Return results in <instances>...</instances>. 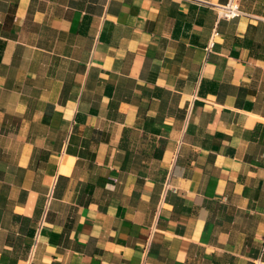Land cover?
<instances>
[{
    "label": "crops",
    "instance_id": "crops-1",
    "mask_svg": "<svg viewBox=\"0 0 264 264\" xmlns=\"http://www.w3.org/2000/svg\"><path fill=\"white\" fill-rule=\"evenodd\" d=\"M0 0V264H264V0Z\"/></svg>",
    "mask_w": 264,
    "mask_h": 264
},
{
    "label": "built area",
    "instance_id": "built-area-1",
    "mask_svg": "<svg viewBox=\"0 0 264 264\" xmlns=\"http://www.w3.org/2000/svg\"><path fill=\"white\" fill-rule=\"evenodd\" d=\"M219 8L221 10V15L230 19L238 17L243 13L240 8V0H229L228 3Z\"/></svg>",
    "mask_w": 264,
    "mask_h": 264
}]
</instances>
